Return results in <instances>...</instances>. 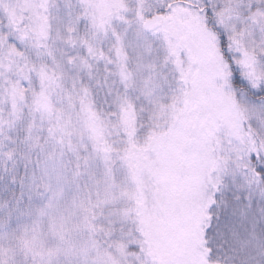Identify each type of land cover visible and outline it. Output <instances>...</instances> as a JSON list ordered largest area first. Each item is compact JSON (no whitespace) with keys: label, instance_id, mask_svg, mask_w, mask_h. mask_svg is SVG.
Wrapping results in <instances>:
<instances>
[{"label":"snow or ice","instance_id":"snow-or-ice-1","mask_svg":"<svg viewBox=\"0 0 264 264\" xmlns=\"http://www.w3.org/2000/svg\"><path fill=\"white\" fill-rule=\"evenodd\" d=\"M0 264H264V0H0Z\"/></svg>","mask_w":264,"mask_h":264}]
</instances>
